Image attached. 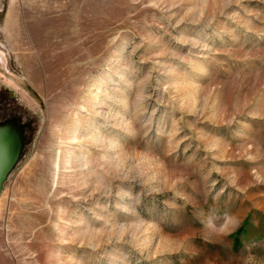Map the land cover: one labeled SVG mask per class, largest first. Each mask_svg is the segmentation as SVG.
<instances>
[{
	"label": "rangeland",
	"instance_id": "rangeland-1",
	"mask_svg": "<svg viewBox=\"0 0 264 264\" xmlns=\"http://www.w3.org/2000/svg\"><path fill=\"white\" fill-rule=\"evenodd\" d=\"M0 264H264V0H0Z\"/></svg>",
	"mask_w": 264,
	"mask_h": 264
},
{
	"label": "water",
	"instance_id": "water-1",
	"mask_svg": "<svg viewBox=\"0 0 264 264\" xmlns=\"http://www.w3.org/2000/svg\"><path fill=\"white\" fill-rule=\"evenodd\" d=\"M22 135L13 121L0 122V189L8 173L19 158Z\"/></svg>",
	"mask_w": 264,
	"mask_h": 264
}]
</instances>
